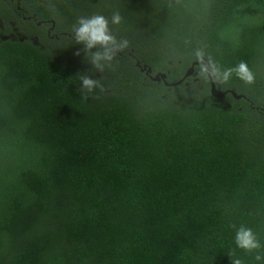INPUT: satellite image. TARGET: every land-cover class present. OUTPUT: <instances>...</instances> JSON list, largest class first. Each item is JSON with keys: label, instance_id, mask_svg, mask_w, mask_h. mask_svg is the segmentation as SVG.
<instances>
[{"label": "trees", "instance_id": "1", "mask_svg": "<svg viewBox=\"0 0 264 264\" xmlns=\"http://www.w3.org/2000/svg\"><path fill=\"white\" fill-rule=\"evenodd\" d=\"M94 15L113 39L89 47ZM1 17L39 43L0 37V264H264V0H0ZM195 61L243 96H213L201 64L152 79ZM241 223L260 249L236 247Z\"/></svg>", "mask_w": 264, "mask_h": 264}, {"label": "clouds", "instance_id": "2", "mask_svg": "<svg viewBox=\"0 0 264 264\" xmlns=\"http://www.w3.org/2000/svg\"><path fill=\"white\" fill-rule=\"evenodd\" d=\"M118 17H113V22H118ZM79 27L76 29V39L78 41H86L88 46L91 47L94 43L100 42L105 43L113 39L107 31V21L102 15H94L89 18H80L78 21ZM236 76L247 84H251L254 80L252 70L244 61L238 62L234 65ZM230 70V71H232ZM229 73L226 72L227 77ZM84 86H87L91 90L92 86L96 83L95 81L84 78L82 81ZM234 229L233 240L237 248L244 249L252 252L262 247L260 240L257 238L256 233L251 227H248L241 223L240 225H231ZM254 259L261 261L264 259L259 251L255 252ZM232 264H242L239 258L232 259Z\"/></svg>", "mask_w": 264, "mask_h": 264}, {"label": "water", "instance_id": "3", "mask_svg": "<svg viewBox=\"0 0 264 264\" xmlns=\"http://www.w3.org/2000/svg\"><path fill=\"white\" fill-rule=\"evenodd\" d=\"M107 42L104 43V45H106ZM110 50H113V48H110ZM198 64H201L202 66H204L206 72H207V75H208V78H209V81H210V85H211V94L215 97H225L228 93H231L233 94L234 96H236L237 98H240L242 97L243 95H240V94H237L234 90H222L220 87L217 86L216 84V81L214 79V72L212 70V68L210 67V65L208 63H206L205 61H201V62H198V61H195L193 62V64L187 69L185 75L183 76V78L177 82H174V83H169L167 80H166V74L162 73V74H157L156 76L152 77L153 80L155 81H161L162 79L164 80L165 84L166 85H177V84H180L182 81H184L186 78H188L189 76H192L195 74V68H196V65ZM152 69L149 68L148 70V73L151 72Z\"/></svg>", "mask_w": 264, "mask_h": 264}, {"label": "rangeland", "instance_id": "4", "mask_svg": "<svg viewBox=\"0 0 264 264\" xmlns=\"http://www.w3.org/2000/svg\"><path fill=\"white\" fill-rule=\"evenodd\" d=\"M27 30L20 26L17 22L0 18V37H31L35 42L39 43V38L36 35L28 34Z\"/></svg>", "mask_w": 264, "mask_h": 264}]
</instances>
